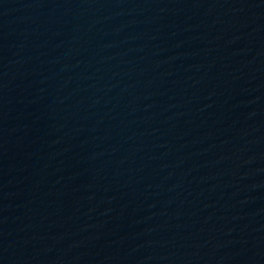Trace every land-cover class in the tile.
I'll list each match as a JSON object with an SVG mask.
<instances>
[{"label":"water","instance_id":"1","mask_svg":"<svg viewBox=\"0 0 264 264\" xmlns=\"http://www.w3.org/2000/svg\"><path fill=\"white\" fill-rule=\"evenodd\" d=\"M0 264H264V0H0Z\"/></svg>","mask_w":264,"mask_h":264}]
</instances>
